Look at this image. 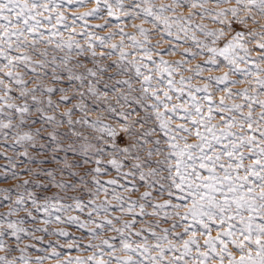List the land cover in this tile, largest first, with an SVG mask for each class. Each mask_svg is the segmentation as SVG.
Returning a JSON list of instances; mask_svg holds the SVG:
<instances>
[{
    "label": "snow or ice",
    "instance_id": "1",
    "mask_svg": "<svg viewBox=\"0 0 264 264\" xmlns=\"http://www.w3.org/2000/svg\"><path fill=\"white\" fill-rule=\"evenodd\" d=\"M0 264H264V0H0Z\"/></svg>",
    "mask_w": 264,
    "mask_h": 264
}]
</instances>
